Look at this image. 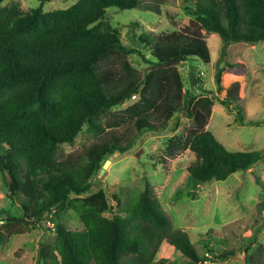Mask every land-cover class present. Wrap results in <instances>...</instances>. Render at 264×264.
Returning a JSON list of instances; mask_svg holds the SVG:
<instances>
[{"label":"trees","instance_id":"1","mask_svg":"<svg viewBox=\"0 0 264 264\" xmlns=\"http://www.w3.org/2000/svg\"><path fill=\"white\" fill-rule=\"evenodd\" d=\"M2 1L0 167L7 195L11 200L22 196L21 212L7 214L8 222L21 226L10 233L40 221L46 224V218L55 220L63 208L71 207L83 228L71 230L57 222L53 244L39 246L42 264H122L123 258L132 264H170L155 260L164 239L190 262L205 261L188 233L170 226L150 182L133 194L126 207L115 211L113 200L119 201L118 197L103 188L89 193L91 179L107 156L125 152L131 144L123 143L111 126L132 120L139 134L161 132L179 113L191 124L168 139L166 152L195 153L187 167L194 181L225 180L264 159L261 150L228 149L207 127L216 92L224 89L223 71L236 66L223 59L228 46L264 40V0H186L185 10L191 16L187 25L137 37L148 57L140 48L124 44L108 18L109 7L137 8L139 0H76L52 11L41 5L24 11L17 4L1 6ZM204 31L216 32L223 40L215 63L216 91L204 87L196 65L194 87L179 69L182 63L188 68L192 59L210 62ZM134 53L147 63L143 70L132 63ZM239 93L240 83L232 81L220 100L232 106ZM118 105L124 107L111 111ZM109 113L116 118L104 122ZM84 125L111 139L94 141L77 157L60 158V145L73 144ZM258 206L264 212V198ZM236 250L225 249L220 257ZM250 259L247 264H264Z\"/></svg>","mask_w":264,"mask_h":264},{"label":"rangeland","instance_id":"2","mask_svg":"<svg viewBox=\"0 0 264 264\" xmlns=\"http://www.w3.org/2000/svg\"><path fill=\"white\" fill-rule=\"evenodd\" d=\"M40 2L3 0L1 6L17 4L28 11L41 5L43 10L52 11L67 8L76 0ZM185 4H189V1L139 0L137 8L109 7L108 18L117 27L124 44L140 48L148 57L149 51L137 37L147 32H170L187 25L191 16L185 10ZM156 6L158 12L147 10H156ZM203 33L210 51V62L205 64L199 59H192L188 64L192 63L201 70L206 89L216 91L215 63L221 54L223 40L216 32ZM131 57L132 63L139 69L147 67L137 53ZM223 59L236 66L226 67L223 71L224 89L216 92L207 127L228 149L261 150L264 153V40L231 43ZM179 69L186 78L189 72L187 65L182 63ZM232 81L240 83V93L232 106L227 107L220 99L224 98L225 89ZM238 103L242 107L241 112ZM123 107L114 106L111 111H119ZM110 118L116 117L109 113L103 116V121ZM190 124L189 118L179 113L161 132L145 131L139 134L132 120L111 126L109 129L123 143L129 141L131 144L125 152L116 150L107 156L111 163L101 176L97 172L92 176L89 193L103 188L109 194H114L119 199L113 200V210L117 211L126 207L133 194L144 188L147 181L150 182L153 195L167 214L170 226L186 231L199 255L207 257L203 262L192 263L164 239L155 260L166 259L170 264H247L249 258H254L264 263V212L258 206L264 198L261 184H264V159L247 170L236 171L225 180L198 183L187 170L195 159L192 150L185 149L175 155L166 152L168 139L183 133ZM110 137L109 134H94L84 125L73 144L60 145L58 155L60 158L77 157L94 141H109ZM7 193L1 190L0 183V230L3 232L0 264H42L39 246L41 243L53 244L57 222L71 230L83 228L77 212L65 207L54 220L55 226L49 227L40 221L36 226L22 228L19 233H10L20 230L21 226L18 222H8L7 214L21 212L19 201L22 196L11 200ZM225 249L237 250L221 258ZM122 264H132L131 259L123 258Z\"/></svg>","mask_w":264,"mask_h":264},{"label":"water","instance_id":"3","mask_svg":"<svg viewBox=\"0 0 264 264\" xmlns=\"http://www.w3.org/2000/svg\"><path fill=\"white\" fill-rule=\"evenodd\" d=\"M188 69H189V72H188V80H189V84L191 87H194V85L197 83V77H196V71H197V68L195 65H193L192 63H190L188 65ZM111 163V159L107 158L104 163L102 164L99 172H98V175L101 176L106 168L108 167V165ZM0 183H1V190L3 192H8V186L6 184V181H5V177H4V172L3 170L1 169L0 167Z\"/></svg>","mask_w":264,"mask_h":264},{"label":"built area","instance_id":"4","mask_svg":"<svg viewBox=\"0 0 264 264\" xmlns=\"http://www.w3.org/2000/svg\"><path fill=\"white\" fill-rule=\"evenodd\" d=\"M51 215L52 214H49V216H51ZM45 222H46L47 226H49V227H52L55 225V222H54V220H52V218H46Z\"/></svg>","mask_w":264,"mask_h":264},{"label":"clouds","instance_id":"5","mask_svg":"<svg viewBox=\"0 0 264 264\" xmlns=\"http://www.w3.org/2000/svg\"><path fill=\"white\" fill-rule=\"evenodd\" d=\"M9 191V190H8ZM47 225V224H46ZM55 226V225H54Z\"/></svg>","mask_w":264,"mask_h":264}]
</instances>
